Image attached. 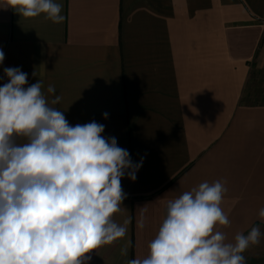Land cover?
<instances>
[{"label": "crops", "instance_id": "obj_1", "mask_svg": "<svg viewBox=\"0 0 264 264\" xmlns=\"http://www.w3.org/2000/svg\"><path fill=\"white\" fill-rule=\"evenodd\" d=\"M55 2L61 24L24 18L0 0V86L4 68H20L26 86L41 80L49 102L61 97L51 106L70 125L95 120L133 163L143 159L134 182L121 180L126 199L114 219L131 217L125 237L95 249L88 264L146 258L168 200L217 180L230 225L216 229L234 243L259 227L260 243L243 255L264 264V105L244 99L254 77L264 79V0Z\"/></svg>", "mask_w": 264, "mask_h": 264}, {"label": "clouds", "instance_id": "obj_2", "mask_svg": "<svg viewBox=\"0 0 264 264\" xmlns=\"http://www.w3.org/2000/svg\"><path fill=\"white\" fill-rule=\"evenodd\" d=\"M24 18L46 14L64 22L55 0H8ZM5 54L0 50V64ZM0 86V264H88L95 249L125 237L131 217L118 223L126 193L121 180H136L142 166L133 163L115 137H104L95 120L70 125L51 105L43 82L26 86L28 74L4 68ZM35 75V72L33 73ZM49 85L47 92L55 94ZM108 118V113L103 114ZM224 182H202L166 205V216L148 244L146 258L126 264H246L243 253L260 243L253 226L233 242L217 225L229 226L221 208ZM143 215V214H142ZM264 220V208L259 210ZM143 218L137 227L144 228ZM131 242L121 248L127 256Z\"/></svg>", "mask_w": 264, "mask_h": 264}, {"label": "trees", "instance_id": "obj_3", "mask_svg": "<svg viewBox=\"0 0 264 264\" xmlns=\"http://www.w3.org/2000/svg\"><path fill=\"white\" fill-rule=\"evenodd\" d=\"M260 82L264 83V79H260ZM251 88V86H248L246 88V92L244 95L245 101L251 104H262L264 105V85H256V87L253 89L252 95L248 96V91Z\"/></svg>", "mask_w": 264, "mask_h": 264}, {"label": "rangeland", "instance_id": "obj_4", "mask_svg": "<svg viewBox=\"0 0 264 264\" xmlns=\"http://www.w3.org/2000/svg\"><path fill=\"white\" fill-rule=\"evenodd\" d=\"M262 78L263 77L258 76V75L254 77V79H253V81L251 83V88L248 91V96L249 97L252 95L253 89L256 87V85H258V84L261 85L260 83H262V82H260V79H262Z\"/></svg>", "mask_w": 264, "mask_h": 264}, {"label": "built area", "instance_id": "obj_5", "mask_svg": "<svg viewBox=\"0 0 264 264\" xmlns=\"http://www.w3.org/2000/svg\"><path fill=\"white\" fill-rule=\"evenodd\" d=\"M263 23H264V21H263Z\"/></svg>", "mask_w": 264, "mask_h": 264}]
</instances>
